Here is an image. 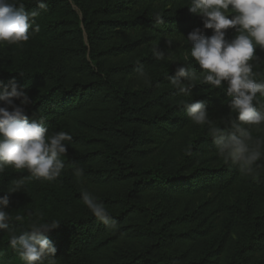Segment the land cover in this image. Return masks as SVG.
Returning a JSON list of instances; mask_svg holds the SVG:
<instances>
[{
	"label": "trees",
	"instance_id": "16d2710c",
	"mask_svg": "<svg viewBox=\"0 0 264 264\" xmlns=\"http://www.w3.org/2000/svg\"><path fill=\"white\" fill-rule=\"evenodd\" d=\"M16 3L37 13L28 40L36 50L0 69V82L15 79L32 100L29 120L42 119L49 134L65 131L72 140L55 180L11 166L0 173V195L24 180L20 192L9 194L0 264H25L8 243L13 231L52 220L60 223L47 233L55 264H264V157L251 174L226 164L208 126L194 124L184 108L204 101L214 124L227 127L236 114L224 91L196 81L179 92L170 82L176 67L153 55L174 34L203 27L187 8L190 0ZM225 31L226 39L237 35ZM254 55L260 59L250 63L264 80V50ZM183 64L200 71L192 57ZM138 67L150 75L143 87L133 83ZM246 127L264 139V125ZM156 149L164 158L154 166L148 157ZM76 167L83 169L79 179ZM82 190L104 205L114 225L92 215ZM227 193L229 202L219 200Z\"/></svg>",
	"mask_w": 264,
	"mask_h": 264
},
{
	"label": "clouds",
	"instance_id": "9594fccd",
	"mask_svg": "<svg viewBox=\"0 0 264 264\" xmlns=\"http://www.w3.org/2000/svg\"><path fill=\"white\" fill-rule=\"evenodd\" d=\"M37 3L40 8L46 7L43 0ZM187 8L200 17L203 25L186 36L190 56L200 71L179 64L170 82L181 93L188 92L196 81L224 91L230 114H236V120L227 127L214 124L204 101L185 103V112L194 124L208 126L213 146L226 164L230 162L241 173L251 174L256 162L264 157V139L254 138L246 127L264 125V80L257 79L254 63H250L260 59L254 55L257 47L264 50V0H190ZM36 15L16 0H0V43L28 41ZM229 28L237 33L231 40L226 39L225 30ZM207 29L212 30L211 35L205 34ZM33 31H39L38 26ZM166 42L172 45V41ZM153 55L157 60L165 59L163 51L153 49ZM136 72L138 77H146L143 67H138ZM0 89H3L0 91V173L11 166L16 170L27 169L36 179L55 180L65 167L60 157L67 153L65 142L71 141L72 136L65 131L49 134L42 119L30 121L26 106L32 100L15 79L7 85L0 82ZM73 175L81 178L83 169L74 168ZM12 183L13 188L0 195V231L9 230L10 216L5 211L9 194L20 192L24 186L23 179ZM81 199L99 221L106 226L114 225L108 210L91 192L82 190ZM15 219L21 221L23 217L17 215ZM59 226L56 220L34 222L19 235L13 231L8 243L25 264H45V261L55 264L57 249L47 233Z\"/></svg>",
	"mask_w": 264,
	"mask_h": 264
},
{
	"label": "rangeland",
	"instance_id": "374dc122",
	"mask_svg": "<svg viewBox=\"0 0 264 264\" xmlns=\"http://www.w3.org/2000/svg\"><path fill=\"white\" fill-rule=\"evenodd\" d=\"M190 31L192 30H187L186 32L181 33V35L174 34L172 39H168L172 41L171 46L167 44L166 41L168 40H166L164 42V45L160 47V50H163V52L165 53L164 64L166 67H177L179 64H183L187 59H189V57H191L190 46L188 45L186 40V36ZM229 37L234 36L231 35ZM35 50L36 46L33 45L31 42L29 43V41L14 44L13 47L7 42L0 43V69L4 68L7 63L13 60H15L16 63H19L23 59H25L26 56L33 58ZM185 56H187L188 58L185 59ZM149 76L150 75L148 72H146L145 78L138 77V75L136 74L132 77V79L134 80L133 83L136 87H143L146 85ZM189 137H192V132L189 133ZM163 158L164 155L156 149L149 155L148 163L150 165L156 166L162 161ZM201 198H206V196H201ZM232 198V193H227L222 195L221 199L219 200H226L227 202H229Z\"/></svg>",
	"mask_w": 264,
	"mask_h": 264
}]
</instances>
